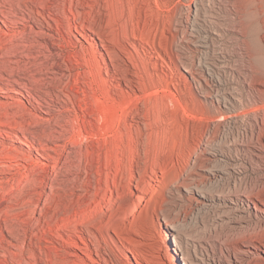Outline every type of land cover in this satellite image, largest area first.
Instances as JSON below:
<instances>
[{"label": "rangeland", "instance_id": "obj_1", "mask_svg": "<svg viewBox=\"0 0 264 264\" xmlns=\"http://www.w3.org/2000/svg\"><path fill=\"white\" fill-rule=\"evenodd\" d=\"M104 1L106 0L96 1L94 4L97 8H92L91 0H0V264H114V257L119 259L121 264H176L170 255V239L156 216L159 201L155 198H161L158 195L152 197L148 189L144 190L149 188L150 178L146 176L145 182L142 179L143 187L148 184L142 191L137 188L136 182H129V177L140 178L141 175L139 165L135 163L132 168L128 169L129 165L127 171L123 172L125 180L121 181L120 178L119 187L115 186V173L107 168L105 160L107 151L113 144L99 147L97 145L95 148L88 144L89 130L94 126H103L102 119L107 110L97 112L93 116L88 114L87 109L92 99V63L97 65L95 70L100 73L97 87L105 93L106 88L109 89L115 101L120 103L145 95L143 91L131 86L129 78L144 80L148 71L149 75L145 78L147 81L152 78L157 80L159 75L163 74L166 78L169 74L167 78L176 81V85L170 84L168 87L163 83L158 86L160 90L167 86L169 95L163 91L160 93V109H157L153 102L149 115L152 130L131 121L123 128L124 131L130 130L134 134L140 129L146 133L153 132L150 137L152 145L155 147V144H159L157 141H160L168 151L174 142V128L178 129V137L184 139V128L188 121L186 113H195L197 107L192 103L188 86L184 85V71L176 65V56L166 47V43H170L172 37L169 21L173 7L182 2L183 6L187 5L193 0H121L122 4L124 1V6L127 5L125 9L130 12L125 10L126 15L121 20L124 22L127 19L128 23H123L126 26L125 31L120 21L121 26L117 33L124 40L130 36L124 44L128 48L126 51H133L121 55L122 57H117L118 52H115L116 47L112 43L114 29L107 25V20L112 25L110 13L113 0H109L111 4L107 2V5L111 6L108 8ZM225 1L228 3L225 4L222 0L220 6L219 3L212 2L215 3L214 8L212 3L206 1V11L202 10L199 19L201 22L198 20V28L194 31L196 34L198 31L202 36L198 35L200 39L204 40L206 27L215 26L217 29L216 25L222 22L224 25L231 20V24H237L241 19L246 25L250 24L255 16L263 19L262 9L260 10L262 4H259L263 0H255V4L254 0L252 3L251 0H229L230 3ZM248 1L251 5L248 3L246 7ZM130 3H133L132 6ZM257 4L261 7H257ZM133 5L136 6L133 8ZM242 5L250 11L247 9L246 12ZM253 6L259 10L258 16ZM211 13H214L212 17ZM231 15H237L234 18L238 21ZM240 15L242 18H239ZM127 16L136 27L130 23ZM243 16L249 19L248 22ZM147 28L148 30H145ZM126 29L131 35L127 34ZM142 31L148 35L147 38L151 36L148 39L150 43H160L155 45L159 49L150 48L146 43L145 46L150 51L144 55L141 44L137 43L132 34ZM151 32L157 36H153ZM158 32H164L170 37L166 38L164 34L163 37ZM123 33L127 35L124 36ZM262 34L264 38V31ZM216 37V42H221L216 44L218 52L221 47H234L239 44L245 48L249 47L247 50L252 54H255L254 50H258L249 40V46L243 45V38L236 34L226 33L222 38ZM151 38H154V41ZM208 38L207 36L205 39L210 44L211 39ZM130 41H133L134 48L130 46ZM224 41H227V45ZM135 48L139 51L134 50ZM206 49L200 47L193 51V55L203 56L211 47L207 51ZM158 50L161 51V56ZM120 57L123 58V63L126 61V66L118 61ZM250 60L257 62L259 59L253 56ZM118 62L121 64L120 68L122 65L125 69L128 66L130 68L127 70L131 72L133 66L136 68L139 65L134 69L138 74H125L128 78H124L123 74L117 76L114 68L118 66ZM155 65L159 66L158 69ZM138 69L143 72L140 73ZM150 70L154 73L151 74ZM158 87L153 86L148 92ZM92 122L95 123L94 126ZM79 131L78 140L76 135ZM158 132L160 134H157ZM160 162V165H164L163 161ZM150 163L148 162V165L153 166L157 162L150 160ZM158 176L161 177L160 172ZM153 183L155 189H161L158 188V183L152 182V186ZM139 196L145 199L150 196L152 199L149 201L152 202L145 200L146 205L140 204ZM148 204L152 206L149 207ZM179 262L182 264V261Z\"/></svg>", "mask_w": 264, "mask_h": 264}, {"label": "bare ground", "instance_id": "obj_2", "mask_svg": "<svg viewBox=\"0 0 264 264\" xmlns=\"http://www.w3.org/2000/svg\"><path fill=\"white\" fill-rule=\"evenodd\" d=\"M91 1H93L91 4L93 8L95 7L94 3H97L96 1L98 0ZM127 1L129 2V0ZM206 1L208 3L217 2L219 6L222 2V0H193L191 1L192 3H188L187 5L185 3L188 1H185L184 4L186 6L182 5L183 2L181 4L177 3L175 7L172 5L174 9L171 8L173 10L171 14H173L172 16L170 15L171 19L169 21L172 29L171 41L169 43L168 38V42L166 43L167 46L162 44L168 49L170 48L177 57H174L177 59L176 65L183 69L185 74L184 83H186L184 85L188 86L187 89L190 91L192 103L197 107L195 113H186L188 121L184 128V133L186 134L184 139L178 137V129L174 128L172 134L174 142L171 150L168 151V149H165L163 145L160 144V141H157L159 144H155V147L152 145L153 141L150 137L153 132L146 133L140 129L141 131L139 130V132L137 131L135 132L136 134H134L130 130H128V132L124 131L123 128L131 121L133 123L143 124L146 129L152 130L151 124L149 123V115L153 104L155 103V107L160 109V93L163 91L166 92L165 94L167 95L168 92L166 91V87L170 84L176 85V81L174 82L172 79L167 78L169 74H166V78L164 77L165 74H163L164 76L158 74L159 77L157 76V80L148 77L150 80L147 81L145 78L149 75L148 71V75L144 77V80H139L140 78L137 75L138 72L134 71L139 65H137V67L135 66L136 68L133 66V72L137 73L136 75L139 79L135 80L134 78H129V82L131 86L143 91L145 95H143V97L137 96L129 101L120 103L115 101L109 89L106 88V94L102 89L97 87L99 82L98 74L100 73L95 70L97 65L95 66L92 63L90 72L92 99L87 109L88 114L95 116L97 112L105 111V109L107 111L102 119L103 126L96 128L94 126L95 123L92 122L94 127L89 130L90 140L88 144L91 148H95L97 145V147H99L107 145L108 143L113 144V147L107 151L105 160L107 168L115 173L116 187H119L120 178L121 181L125 180L123 172L127 171L129 165L128 169L132 168L135 163L139 165V173H141L140 178L129 177L128 181L132 184L136 182L137 188L142 191V188L148 185L144 183V185H147L143 187L142 181L144 180L145 182L146 179L144 178L146 176L150 178V186L144 190L148 189L147 191L152 197L158 195L160 196L159 198H161H155L159 201L156 216L165 228L168 239H170L168 245L170 255L171 259L176 264H180L179 261H182V264H264V38L262 34V31H264V0H261L262 2L259 0L261 2L259 4H262V7L257 4V7L260 6V10L262 9L261 16L263 19H258L255 16L254 20L246 25H244L245 22H243L242 19L236 22L237 24H231V20L230 22L227 21L224 25L223 22L221 23L222 25H216L218 22H215L218 28H214L215 26L213 28L206 27L204 30L206 35L205 37L203 36V40L200 39L202 36L198 34V31L197 34L194 33V31L198 28L196 24H198L197 22L201 17L202 10L204 9L206 11L207 6L205 5L208 4H205ZM223 1L224 3L227 2L225 0ZM104 2H106L107 7L104 5L106 8L111 7L107 5L109 0ZM254 2L256 3L257 1L254 0L253 3ZM146 3H144V5H147ZM248 3L251 5L248 1L246 7ZM123 4H125L124 1ZM123 4L121 0H113L111 4L112 13H110L112 14V25L109 23V20H107V25L109 27L111 26L110 28L113 27L115 32L112 33L114 35L112 43H114V47H116L115 52H118L117 57L121 55L124 56V54L130 50L126 51L128 48L125 47L124 44L126 40H129L128 37L130 36H127V38L125 37L124 40L122 39L123 37L121 38L120 34L118 35L117 33L120 29L119 26H121V20L126 15L125 10L127 9L125 8L127 5L124 6ZM130 4L132 6L133 3ZM212 4V8H214L213 6H215V3ZM100 5H102V3ZM237 5H241V3ZM134 6L136 5H133V8ZM128 7L130 6L128 5ZM147 7L149 6L147 5ZM246 7L244 8L247 12L248 8ZM257 7L255 6L254 8L253 6L255 10H257ZM239 10L242 12L241 8ZM237 11L238 9L236 12ZM258 11L259 10L256 11L257 16ZM127 12L130 11L127 10ZM214 13H211L210 16L212 17ZM204 14L206 15L205 12ZM250 14L248 13V15ZM242 15H240L239 18H242ZM245 15L247 16V14ZM217 17L219 18L218 15ZM127 18L129 17L127 16ZM248 18H250V16ZM203 19L204 18H202V21ZM234 19L237 20L236 18ZM251 19L253 18L251 17ZM154 20L152 19V21ZM199 22L201 21L199 20ZM130 23L133 24L134 22L131 21ZM163 23H166L165 20ZM208 25L210 24L208 23ZM124 26L123 24L122 28L125 31ZM129 26L127 28H129ZM133 26L135 25L133 24ZM131 29L133 30L134 27ZM145 30H148V28ZM126 31L128 32V29H126ZM143 32L144 31H142V33L133 32L132 34L133 38L138 41L137 43L141 44L145 55L150 51L145 44L147 43L150 48H154L157 43H150L148 39H150L149 37L151 36L147 38V34L145 35ZM153 32L157 34V32ZM129 33L130 32L127 34ZM154 33H152L153 36H157L154 35ZM226 33H232L242 37L243 40L240 41L246 46L249 40L250 43L252 42L258 48L257 52L254 50L255 54H252L247 50L249 47H242L241 44H239V46L235 45L234 47L227 48L223 44L225 48L221 47V50L218 52L216 44H218L219 41L216 42L218 39L215 38H217L216 36H224ZM127 34H124V36ZM160 34L163 37L165 35L162 33ZM129 35H131V33ZM198 35L200 37H198ZM207 36L211 39L210 44L207 42L208 40L205 39ZM165 37L167 38L170 36L165 35ZM159 38L160 40L162 39L161 37ZM151 39L154 41V38ZM236 40L239 41V38ZM132 42L130 41L129 43L132 44L130 46L134 48ZM159 42L165 43L163 41ZM226 42L224 41L225 44ZM162 45L159 46L162 48ZM200 47H205L207 49L211 47V49L208 51L206 49L207 52L205 55L203 54V56L201 54L199 56L193 55V51L198 50ZM157 49L159 48L155 47V50ZM134 50L137 52L139 51L137 48ZM131 53H133V51ZM160 53L161 51L159 55ZM139 54L142 53H138V55ZM147 56L150 57V55ZM253 56L259 60L253 62L254 59H252L253 61H251L250 59ZM121 57L118 60L119 62L123 61ZM157 57L159 56L157 55ZM256 60L257 59H255V61ZM129 61L130 60H128V62ZM131 61L134 62L132 59ZM119 62L117 64L118 66L121 65ZM125 63L122 62L123 65ZM134 63L136 64V62ZM158 65H155L156 69H158ZM118 66L114 68L117 76L118 74H123L124 76L125 74H135L127 70V68H130L128 66L126 69L125 67L123 68L121 66L120 68V66ZM146 68L145 66V69ZM152 69H154L153 66ZM137 71H139V69ZM152 71L150 70L151 74L154 73H152ZM141 72H143V70H141ZM146 74L144 73V75ZM126 77L128 78V76L124 78ZM119 78L121 77L119 76ZM163 83L167 84V86H164L165 88L160 90L158 86L163 85ZM153 86L158 88L148 92ZM134 102L135 104L133 105ZM161 120L163 119L161 118ZM173 125L176 126L177 124ZM157 134H160V132ZM79 136L80 131L76 135L77 139ZM146 137L147 139H145ZM136 155H138V157H135ZM150 160L157 162L158 164L155 163L157 166H151ZM160 161H163L164 165H160ZM148 162L150 163L149 165ZM159 172L161 173L160 178L158 176ZM152 182L158 183L160 186L158 188L161 189H155L154 183V186L151 184ZM140 185L142 187H140ZM150 196L148 198L152 199ZM149 199L139 196L140 204H143L145 200L152 202V200L149 201ZM113 263L121 264L119 259L115 257Z\"/></svg>", "mask_w": 264, "mask_h": 264}]
</instances>
